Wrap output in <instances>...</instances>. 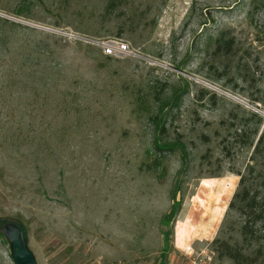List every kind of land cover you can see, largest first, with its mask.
Returning a JSON list of instances; mask_svg holds the SVG:
<instances>
[{
  "label": "rangeland",
  "instance_id": "rangeland-1",
  "mask_svg": "<svg viewBox=\"0 0 264 264\" xmlns=\"http://www.w3.org/2000/svg\"><path fill=\"white\" fill-rule=\"evenodd\" d=\"M110 1L0 0V221L37 264H264V220L229 208L264 120V0ZM262 177L259 157L264 218Z\"/></svg>",
  "mask_w": 264,
  "mask_h": 264
},
{
  "label": "trees",
  "instance_id": "trees-1",
  "mask_svg": "<svg viewBox=\"0 0 264 264\" xmlns=\"http://www.w3.org/2000/svg\"><path fill=\"white\" fill-rule=\"evenodd\" d=\"M112 4H113V0L110 1V3L108 4V8H111ZM228 49H230L229 46H228ZM248 116H249L248 121H251V119H253L254 125L256 127L252 132V135H253L252 140L247 142V145L253 148L252 156L250 158V162L252 163L246 166L244 174H239L240 176L239 187L241 188V190L237 192L236 194H234L232 198V202L229 205V208L230 209L236 208V210L240 211L241 213H245V210L249 209L250 215L248 216L251 217L252 224L256 225L260 221L264 220V218H262L261 213L255 209L257 206L256 204L257 202L255 198L248 197L245 187H246V184L249 182V177L253 175L254 172L256 171L257 158L264 157V130L262 131L259 130L262 124V121L264 120H262V118L258 116L257 114H250ZM242 133H243L242 130H240L239 132L235 131V137L239 139L240 137H242ZM261 186L264 187V177H262L261 179ZM178 191H179V183L177 180L174 184V189L172 190L171 196H170V200H171L170 210L168 214L163 218L164 225H168L171 221L175 220L176 216L178 215L180 205H181L180 202H177ZM237 201H239L240 204L242 203V205L237 206ZM3 222H7V221H0V225ZM15 225L22 227L21 225H18V224H15ZM242 233L244 235L252 234L248 223L242 226ZM215 243L218 244L221 257L226 256L232 259L234 262H238V263H244L246 261L247 258L243 257L241 253H239L237 250L233 249L232 247L228 246L226 243H220L217 241Z\"/></svg>",
  "mask_w": 264,
  "mask_h": 264
},
{
  "label": "water",
  "instance_id": "water-1",
  "mask_svg": "<svg viewBox=\"0 0 264 264\" xmlns=\"http://www.w3.org/2000/svg\"><path fill=\"white\" fill-rule=\"evenodd\" d=\"M0 235L7 241L13 264H37L28 247V238L24 229L10 222L0 225Z\"/></svg>",
  "mask_w": 264,
  "mask_h": 264
},
{
  "label": "built area",
  "instance_id": "built-area-1",
  "mask_svg": "<svg viewBox=\"0 0 264 264\" xmlns=\"http://www.w3.org/2000/svg\"><path fill=\"white\" fill-rule=\"evenodd\" d=\"M102 50L105 56H126L131 54L129 47L119 41H110L102 46ZM209 261V259H207ZM191 264H199L195 260L191 261ZM203 264H209L204 262Z\"/></svg>",
  "mask_w": 264,
  "mask_h": 264
}]
</instances>
